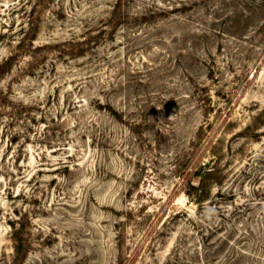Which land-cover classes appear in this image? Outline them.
<instances>
[{
	"label": "rangeland",
	"instance_id": "1",
	"mask_svg": "<svg viewBox=\"0 0 264 264\" xmlns=\"http://www.w3.org/2000/svg\"><path fill=\"white\" fill-rule=\"evenodd\" d=\"M232 1L0 0V264L13 234L19 264H264V16Z\"/></svg>",
	"mask_w": 264,
	"mask_h": 264
},
{
	"label": "trees",
	"instance_id": "2",
	"mask_svg": "<svg viewBox=\"0 0 264 264\" xmlns=\"http://www.w3.org/2000/svg\"><path fill=\"white\" fill-rule=\"evenodd\" d=\"M131 1H133V0H114L113 4L108 5L109 8L111 9L110 13H111V17H112L113 21L118 17L117 21L120 20L119 23H122L125 19L130 18V16H128V15H130V14H128L130 11L129 12L125 11V8L127 7V4ZM199 1L200 0H148V2L143 3L144 7H143V10L140 12V16L142 19H144L145 22H147V19L152 20V19H155L157 17H163V19H164L167 16H181V18H183V19H180V20H190L189 18L182 16V14H185L188 12L190 13L193 10L197 9L199 4H201V3H199ZM202 1H204L202 3L203 7H209V6L213 5L210 2L207 3V1H210V0H202ZM253 1L255 2V4H252L251 0H242L241 2L238 0L232 1L229 6L232 9H234L235 11L234 10L229 11L232 14L225 16L228 19L225 20L224 23H226L227 21H230L231 27H234V25H236V24H238L241 27V26H243L241 24L242 23L246 24V22L249 21L251 16H253L254 14L264 16L263 15V13H264V0H253ZM237 10H239V11L237 12ZM136 14H137V12H136ZM217 19H219V18L216 17L215 20H217ZM86 23H89V22H86ZM110 23H113V22L110 21ZM92 25L93 24H90L87 27V30H89V28L92 27ZM258 28L262 29L261 38L259 39V42H261L264 40V17L261 19V24L259 25ZM29 29L31 31H33L34 30L33 25H30ZM219 31H220V29H219ZM89 33H91V31ZM186 35H188V34H186ZM191 35H192L191 36V42L194 43V38H196L200 34H197L196 32H192ZM101 36H102V34H101ZM101 36L99 37V36L89 35L90 43H96L97 39H100ZM29 38H31V36H29L28 32H23V36L19 39L18 42H19V44H25ZM181 39L184 40L185 37L182 36ZM84 41H86V40H84ZM68 42L71 43L72 45H75L77 43L78 44H89V41L79 43L76 39H73V38L71 40H69ZM192 47L193 46L190 45L189 50H191ZM203 53L208 58H212V60L214 61L213 56H212L213 55L212 51H209V50H207V48H204ZM188 54L190 55V53H188ZM206 165L207 164H203L195 172V175L198 179L197 184L196 185L189 184V187L193 189V192H191V194L188 193V196L191 198L193 197L195 199V201L200 205H202V203L208 199L211 184H213V183L218 184V181H217L215 176L211 178V175H213L212 169L210 167H207ZM180 212H181V210L175 212V214H173V216L171 215L172 218L175 217ZM126 217L130 218L128 213H127ZM210 228L213 231L218 230V228H216V226L215 227L210 226ZM13 240L16 243L13 246V252L15 254V256L13 257V263L19 264V263H21V261L23 260L25 255H24V253H22V254L20 253L19 246L17 245V240H16L14 234H13Z\"/></svg>",
	"mask_w": 264,
	"mask_h": 264
}]
</instances>
